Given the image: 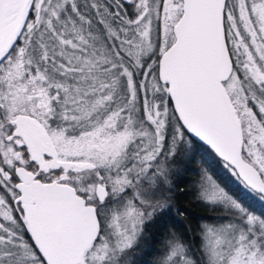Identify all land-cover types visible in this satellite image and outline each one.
Segmentation results:
<instances>
[{
  "label": "snow or ice",
  "instance_id": "1",
  "mask_svg": "<svg viewBox=\"0 0 264 264\" xmlns=\"http://www.w3.org/2000/svg\"><path fill=\"white\" fill-rule=\"evenodd\" d=\"M218 169L264 204V0H0V264H264Z\"/></svg>",
  "mask_w": 264,
  "mask_h": 264
},
{
  "label": "trees",
  "instance_id": "2",
  "mask_svg": "<svg viewBox=\"0 0 264 264\" xmlns=\"http://www.w3.org/2000/svg\"><path fill=\"white\" fill-rule=\"evenodd\" d=\"M219 174L225 179L226 183H228L231 190L238 195L242 200L245 201V203L254 210L257 214H264V204H261L258 200H256L253 196H251L250 193L246 192L241 188V186L228 177L226 173L223 172L222 169H218ZM176 207H181L184 209L183 216H179L176 214V207L172 210V217L175 218L176 221V230H183L184 226H195L202 222L201 218H212V216L215 215V213L212 211L211 208L204 206L201 203L196 202L191 195L183 194L178 195L176 200ZM165 223L172 225V219L166 218ZM163 225L157 226V228H153V232H157L158 228H162ZM150 237L149 239L145 240L143 242L144 247L137 250V255L135 259L137 260L138 264L141 260H146L149 262L152 260V256L146 255V252H148L150 249L147 247V245L150 243Z\"/></svg>",
  "mask_w": 264,
  "mask_h": 264
},
{
  "label": "rangeland",
  "instance_id": "3",
  "mask_svg": "<svg viewBox=\"0 0 264 264\" xmlns=\"http://www.w3.org/2000/svg\"><path fill=\"white\" fill-rule=\"evenodd\" d=\"M153 232V231H152ZM151 234V233H150Z\"/></svg>",
  "mask_w": 264,
  "mask_h": 264
}]
</instances>
